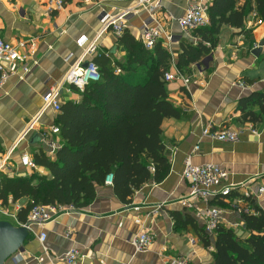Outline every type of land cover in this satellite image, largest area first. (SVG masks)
<instances>
[{
    "label": "crops",
    "instance_id": "0c3cea01",
    "mask_svg": "<svg viewBox=\"0 0 264 264\" xmlns=\"http://www.w3.org/2000/svg\"><path fill=\"white\" fill-rule=\"evenodd\" d=\"M210 1H164L160 17L164 35L159 43L172 56L168 73L178 71L176 53L181 49V39L196 41L178 27L176 20L191 4L208 5ZM131 6V0H68L62 10L50 12L48 0H0V37L11 44L26 43L23 53L29 56L28 73L20 71L0 89V177L33 173L50 177L44 168H24L21 160L25 155L33 160L40 150L55 159L57 151L51 152L43 138L46 134L48 141L62 146L60 133L54 135L51 131L57 127L59 113L47 110L25 139L23 133L43 111V97L49 88L61 81L72 66L108 63L115 67L116 63L126 62V49L110 31L103 32L102 20ZM146 20L143 11L130 17L126 31L137 40ZM257 22L251 14L244 32L224 27L217 48L183 73L190 79L188 86L181 81L166 82L179 118H167L162 124V140L171 166L163 182L142 187L129 205L119 201L112 186L99 187L96 199L87 208L58 214L44 226H31V238L24 251L7 264H66L62 257L71 250L80 253L76 264H169L176 256H184L194 264H213L214 250L204 247L191 225L182 228L173 218V214L189 217L204 229L195 212L180 203L190 192L183 178L189 158L195 166L214 164L228 171L227 184L237 185L239 190L228 197H214L207 206L224 212L223 227L245 236L242 215L235 208L245 206L240 202L247 191L254 192L264 184V119L256 125L243 123L238 110L242 98L255 91L264 92V22ZM169 37L173 40L168 41ZM255 51H260L259 57ZM247 81L254 82L248 84V91L235 86ZM81 94L65 86L62 105L79 103ZM205 128L239 132V141H213L202 136ZM197 146L199 151L195 152ZM252 200L264 210V197ZM27 204L28 199L12 204L5 210L16 218L0 214V221L22 226L17 214ZM199 207L205 208L203 204ZM139 232H148L153 238L149 250L142 254H136L130 242ZM41 233L47 235L44 244L39 240ZM215 237L211 238L213 242Z\"/></svg>",
    "mask_w": 264,
    "mask_h": 264
},
{
    "label": "trees",
    "instance_id": "16d2710c",
    "mask_svg": "<svg viewBox=\"0 0 264 264\" xmlns=\"http://www.w3.org/2000/svg\"><path fill=\"white\" fill-rule=\"evenodd\" d=\"M207 13L208 25L191 34L196 41L181 39L176 65L182 73L217 48L224 27L244 32L251 14L264 22V0H211ZM119 43L127 51L126 62L116 63L115 67L98 65L101 81L90 84L79 103L62 105L55 124L63 144L55 159L43 150L33 155L35 165L46 169L50 177L36 173L1 175L3 209L28 199L27 206L17 214L19 223L27 224L36 206L87 208L110 175L114 194L126 205L142 187L161 183L169 175L171 166L162 140V124L167 118H179L164 80L172 56L161 43L147 50L128 31ZM238 110L243 123L262 122L264 92L255 91L242 98ZM245 200L255 212L241 217L245 236L221 226L213 242L193 219L177 214L173 218L182 228L191 225L205 248L214 247L213 264H264V211L254 200Z\"/></svg>",
    "mask_w": 264,
    "mask_h": 264
},
{
    "label": "built area",
    "instance_id": "2783aa9c",
    "mask_svg": "<svg viewBox=\"0 0 264 264\" xmlns=\"http://www.w3.org/2000/svg\"><path fill=\"white\" fill-rule=\"evenodd\" d=\"M68 0H48V8L50 12L62 10ZM112 1V0H111ZM133 6L122 10L114 15H106L103 22V32L110 31L115 37L121 38L124 32L127 30L128 20L130 17L139 15L141 11L147 15V20L143 22V25L136 36L137 40L141 42L144 47L152 51L164 35L163 26L161 23V15L164 10L165 0H131ZM253 18L258 19V24L262 25L263 21L257 14H252ZM178 27L186 34H192L198 29L204 28L208 25V13L207 5L200 3L191 4L184 15L176 20ZM173 38L169 37L168 41H172ZM82 47L84 43H79ZM26 48V43L11 44L0 37V89L2 86L13 76L17 75L20 71L28 73L27 62L29 56L23 53ZM94 46L91 48L93 49ZM165 82L181 81L188 86L190 79L183 75L182 72L177 71L175 74L167 73L164 76ZM101 81V74L99 67L95 63H79L76 66H72L69 71L64 75L63 79L54 83L47 93L43 97V111L41 114L33 119L26 127L22 139H25L27 134L34 131L36 125L39 123L41 116L47 110H52L55 113H60L62 107L61 95L65 86H71L75 88L79 93H84L86 88L90 84L98 83ZM243 91H248L251 87L244 83H236ZM52 134L57 135L60 133L58 127L51 129ZM254 135H257L255 130L252 131ZM239 132L224 129L220 131L211 130L205 128L202 136L212 139L213 141L234 144L239 141ZM44 142L50 146L51 152H55L59 149V146L55 143L48 141L47 135H44ZM195 152L199 151V147H195ZM22 166L26 169L34 170L37 168L33 160L25 155L21 160ZM227 170L221 166L214 164H206L203 166H195L191 162V159H187L183 178L189 183L190 192L187 198L180 201L181 205L189 210H193L197 219L202 223L205 233L208 237L213 238L219 228L222 226V219L224 212L216 207H209L207 204L212 198L221 196L228 197L232 192L239 190V187L234 184H227L229 178ZM106 184L112 186L113 176L110 175L106 179ZM253 197H264V184L256 188L254 192L247 191L244 195V199H252ZM245 206L236 207L235 211L239 215L254 214L251 204L246 200L241 201ZM203 204L205 208L201 209L199 206ZM262 210L263 208L260 207ZM138 211V209H136ZM74 209L72 207H53V206H36L30 213L28 222L33 225L44 226L52 221L58 214L71 213ZM264 211V210H263ZM0 214L8 217L11 216L0 205ZM137 224L140 225L141 221L137 220ZM32 225V226H33ZM24 226V225H22ZM238 226V225H237ZM40 242L44 244L47 240V235L41 233ZM131 245L136 254H142L149 250L153 243V238L148 232H139L131 239ZM214 250L213 246L209 248ZM80 259V253L77 250H71L63 255L62 260L66 264H76ZM169 264H194L188 258L184 256H176L170 259Z\"/></svg>",
    "mask_w": 264,
    "mask_h": 264
},
{
    "label": "water",
    "instance_id": "95a60500",
    "mask_svg": "<svg viewBox=\"0 0 264 264\" xmlns=\"http://www.w3.org/2000/svg\"><path fill=\"white\" fill-rule=\"evenodd\" d=\"M259 57L260 51H255ZM28 222L24 226H14L8 221H0V264H7L12 258L24 251V247L31 238V226Z\"/></svg>",
    "mask_w": 264,
    "mask_h": 264
},
{
    "label": "rangeland",
    "instance_id": "374dc122",
    "mask_svg": "<svg viewBox=\"0 0 264 264\" xmlns=\"http://www.w3.org/2000/svg\"><path fill=\"white\" fill-rule=\"evenodd\" d=\"M262 63H264V62H262ZM11 222V221H10Z\"/></svg>",
    "mask_w": 264,
    "mask_h": 264
}]
</instances>
